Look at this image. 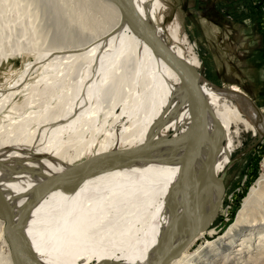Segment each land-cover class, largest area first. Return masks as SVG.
<instances>
[{
  "label": "bare ground",
  "instance_id": "6f19581e",
  "mask_svg": "<svg viewBox=\"0 0 264 264\" xmlns=\"http://www.w3.org/2000/svg\"><path fill=\"white\" fill-rule=\"evenodd\" d=\"M23 1L1 6V12L12 6L16 13L0 15V67L32 54L53 59L48 68L59 72L48 82L67 76L65 89L61 83L50 88L49 101L36 104L29 98L33 102L13 109L14 115L33 105L46 111L0 129V240L8 245L0 264H23L12 257L6 214L36 264H206L223 256L214 257L219 249L231 255L235 247L240 254L225 257V264L247 258L250 237L264 233V174L224 237L181 255L207 232L223 205L220 177L231 164L235 127L258 131L230 94L200 83L207 133L191 138L194 110L180 78L110 0H42L49 7L42 16L35 15L40 3L23 6ZM134 3L162 41L195 69L200 61L184 55L178 30L167 36L155 26L161 4ZM246 3L236 5L235 12ZM45 26L53 37L48 47ZM8 99L0 103V112ZM101 116L107 129L97 123ZM124 120V151L111 155ZM164 128L177 134L166 139ZM101 136L97 156L84 161Z\"/></svg>",
  "mask_w": 264,
  "mask_h": 264
},
{
  "label": "rangeland",
  "instance_id": "374dc122",
  "mask_svg": "<svg viewBox=\"0 0 264 264\" xmlns=\"http://www.w3.org/2000/svg\"><path fill=\"white\" fill-rule=\"evenodd\" d=\"M7 1L8 0H0L1 17L6 14L15 15L16 13L15 9H10L12 6L8 7L6 12L5 11L1 12V6L4 5L5 2ZM157 1L161 4V9H160L159 15L157 16L158 19H157V22L155 23V26L162 28L167 34V36L171 34L173 31L178 30L179 42L177 45L182 49V51L184 52V55L186 57L191 56V57H196L199 59L200 52H201L199 43L198 45H195L193 43L195 41H191V44H193V46L189 44V46H187V49H183L184 42L182 38L180 37L179 28L177 26H173V27L167 26L169 23L167 22V20L171 12L170 9L166 10L165 0H157ZM41 2L42 0H24L22 2V5L26 6V5L33 4V3H37V4L40 3L37 9L38 13L35 15L42 16L44 13L46 14L49 13V7H43V4H41ZM245 3H246V6L240 8L241 13L235 12V16L228 15L229 20L234 21L237 18L236 16L240 15L242 17L243 14H246L247 16H252L253 18L256 19L259 26L261 27L263 37H264V22L261 18L262 17L261 8L264 9V0H247L245 1ZM249 6H251L252 10L251 9L248 10ZM18 14L21 15V18H25V19L27 18V16L24 15V13L21 12L20 10L18 11ZM230 16H232V19L230 18ZM37 22L39 23V20ZM90 22L91 20L89 19V23ZM165 23H166V26L164 25ZM50 25H51L50 23L47 24V26H50ZM11 29H7L6 31H3V34L9 33ZM45 29L48 32V38L46 39L47 41L45 43V47H48L51 45L53 37H52V33H49L46 26H45ZM168 41L169 43H172L171 39H169ZM196 46H197V49H195ZM198 49L200 51L199 56H198ZM263 59H264V46H263ZM263 59H262V66H263L262 77L264 80V60ZM51 62H53V59L46 60L37 55L25 54L22 57L11 58L9 61L3 63V65L0 67V103L3 101V99H6V98L7 99L9 98L12 100L8 99L9 100L8 105L0 112V129H2L3 127L9 126L15 121L17 122L22 121L23 118H26L31 112H42L43 113V111L47 110V108H45L43 105H40V107L33 105L32 107H29L27 110H25V112H22L20 115H14L13 109L17 107H21L26 101L30 100L29 98H31V100H33L36 104H40L41 102H46V100L49 101V99H51V97L47 96V93L51 94L50 88H53L55 84L61 83L60 89L61 90L65 89L64 80L67 75H63V81L61 78H53L49 82L47 81L48 77L56 76L59 72V70L56 67L48 68L49 66L48 64H50ZM200 66H201V63H198L195 69L200 76L201 84L208 85L209 87L220 90L222 92L225 91L227 93H230L231 95L233 94L234 96V93L236 92L229 90V88H227L226 86H217L214 84L211 85L208 83H204L203 77L201 76V73L199 71ZM42 91L44 92L43 94H41ZM262 93L264 94V91H262ZM11 94H14L15 96L10 98ZM236 94H239V93H236ZM239 95L242 96V94H239ZM237 98L238 97L232 98V99H234L235 101L239 100L243 102V100H240ZM42 99H45V100L42 101ZM59 99L60 97L57 99L55 98V100L51 101L50 107L48 108H52L56 106ZM257 100H258L257 102L249 100L253 104V107L255 109H249L246 106L245 107L243 106V109L240 108L245 119H247L249 123L253 125L255 128H257L258 131L255 133L245 131L241 125H238L237 127H235L233 131V134L231 137L233 138L234 146L232 149V156L230 159L231 164L228 165L226 171L220 177L222 180L223 188H224V194L222 197L223 205L218 211L216 218L211 221V226L207 230V232L203 236L196 238L195 242L192 243L189 246V248L186 251H184L181 255L193 254L196 251L206 248L210 244V242L218 240L221 237H224V235L226 234L230 226H232L235 223L236 218L238 217L240 210L242 209L244 201L246 197L249 195L248 193L250 192L252 187L255 185V183L258 181V179L261 178V176L264 174V96H262L261 99L258 98ZM250 110H252L253 112H250ZM121 111H122V108H121ZM103 118L104 117L101 116L100 119H98L97 123L99 124V126L101 125L100 127H104L105 129H107ZM127 126L128 124H127V121L125 122V120L120 125H118L116 129V133L118 137L116 145H115L116 149L112 150L111 155L114 154L115 150L124 151L125 146L122 142H120V136L122 134V130L124 129V127H127ZM32 127L34 130L35 128H37L36 125ZM164 131H165L164 135L166 136V139L168 137L169 138L175 137V135L177 134L175 133L173 128L172 129L164 128ZM102 136L95 141L92 151L89 153V155L85 157L84 161H87L91 159L92 157L97 156L98 149L100 148V143L102 142ZM261 234H264V233L260 231L258 234L256 233L253 236L249 232L246 234L247 236H252L250 237L251 242L253 244L252 249L249 250V255L247 256V258L242 259L238 264H253L252 263L253 261H255L256 259H260L261 256H264L263 254L264 247L262 248V251H260L261 246H264L263 244L264 240L260 239V237L263 236ZM244 240H246L245 237H244ZM248 243L249 242L242 243L243 246H241L240 248H245L248 245ZM239 244L242 245L241 243ZM0 245H2L0 246L1 247L0 249L3 251V252L0 251V257L6 256L8 245L4 246L1 240H0ZM238 248L235 247L234 249H232L230 251L231 255L230 253L226 255L224 252V249H219L218 252L214 253V257L218 254H221L223 256L221 258L219 257L213 263L211 262L212 260L210 259L211 263L206 262V264H225L226 263L225 257L228 256L229 258H233L235 255L240 254V252L238 251L240 249ZM248 261H251V262H248ZM237 262L235 261L234 264H237ZM261 263L264 264V260H262ZM256 264H258V262H256Z\"/></svg>",
  "mask_w": 264,
  "mask_h": 264
},
{
  "label": "crops",
  "instance_id": "0c3cea01",
  "mask_svg": "<svg viewBox=\"0 0 264 264\" xmlns=\"http://www.w3.org/2000/svg\"><path fill=\"white\" fill-rule=\"evenodd\" d=\"M245 1L165 0L166 10L171 11L167 26L179 28L183 49H187L191 41H195V45L199 43V71L204 83L242 93L243 88L236 83L241 80L242 86L246 83L258 95L264 85L261 27L255 18L246 14L236 16L234 21L228 18L240 7L236 5ZM223 9L227 12L223 13Z\"/></svg>",
  "mask_w": 264,
  "mask_h": 264
},
{
  "label": "water",
  "instance_id": "95a60500",
  "mask_svg": "<svg viewBox=\"0 0 264 264\" xmlns=\"http://www.w3.org/2000/svg\"><path fill=\"white\" fill-rule=\"evenodd\" d=\"M120 10L122 17L129 26L137 32L140 37L158 54L177 74L186 90L191 106L194 110L192 130L190 137L201 138L207 131V100L204 96L201 80L198 72L186 61L179 58L173 50L158 36L156 30L138 11L134 0H110ZM190 155L189 163L192 161ZM204 176V175H203ZM8 226L5 231L6 239L12 250L15 262L22 261L23 264H36L31 260V255L22 245L23 243L15 235L16 228L9 215L6 214Z\"/></svg>",
  "mask_w": 264,
  "mask_h": 264
},
{
  "label": "flooded vegetation",
  "instance_id": "af4514ba",
  "mask_svg": "<svg viewBox=\"0 0 264 264\" xmlns=\"http://www.w3.org/2000/svg\"><path fill=\"white\" fill-rule=\"evenodd\" d=\"M264 60V59H263ZM243 81H244V79H242ZM228 82H230L229 80H227ZM242 81L241 80H239V81H237L236 83L239 85V86H241V88H243V91H242V93H239V94H242V96H240L239 94H237V95H234L233 96V94L231 95L230 93H228V94H230V98H236V97H238L237 99H240V100H243V102H241V101H239V100H234V99H230V101H232L236 106H238L239 107V109L241 108V109H243V106L245 107H248L249 109H255L254 107H253V104L250 102V101H255V102H257L258 100V98H262V96H264V94L262 93V91H264V85H262V90L259 92V94L257 95V93H255L254 91H252V90H250L248 87H247V85H246V83H244V85L242 86V84L243 83H241ZM260 86H261V84H260ZM260 88V89H261ZM224 91V90H223ZM225 92V91H224ZM232 93V92H231ZM250 101H249V100ZM257 110V109H256ZM250 112H253L252 110H250Z\"/></svg>",
  "mask_w": 264,
  "mask_h": 264
},
{
  "label": "built area",
  "instance_id": "2783aa9c",
  "mask_svg": "<svg viewBox=\"0 0 264 264\" xmlns=\"http://www.w3.org/2000/svg\"><path fill=\"white\" fill-rule=\"evenodd\" d=\"M251 10H252V9H251ZM261 12H262V14H261L262 17H261V18H262V20H263V22H264V9H263V8H261Z\"/></svg>",
  "mask_w": 264,
  "mask_h": 264
}]
</instances>
